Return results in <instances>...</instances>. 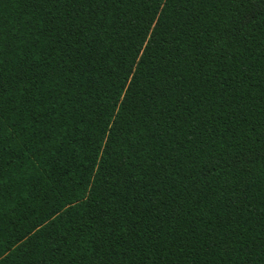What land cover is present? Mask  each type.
<instances>
[{"label":"trees","instance_id":"obj_1","mask_svg":"<svg viewBox=\"0 0 264 264\" xmlns=\"http://www.w3.org/2000/svg\"><path fill=\"white\" fill-rule=\"evenodd\" d=\"M0 264H264V0H0Z\"/></svg>","mask_w":264,"mask_h":264}]
</instances>
